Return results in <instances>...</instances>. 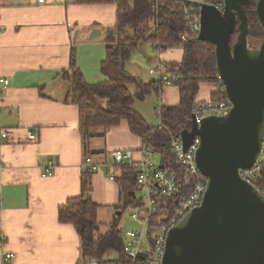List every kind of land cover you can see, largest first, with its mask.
<instances>
[{"label":"crops","instance_id":"1","mask_svg":"<svg viewBox=\"0 0 264 264\" xmlns=\"http://www.w3.org/2000/svg\"><path fill=\"white\" fill-rule=\"evenodd\" d=\"M117 25L116 2L0 0V78L10 80L0 94V124L9 132L0 140V231L7 236L0 248V264H82L81 238L73 224L59 220L58 211L69 198L81 194L86 156L100 164V170L90 173L91 196L99 205V235L108 232L121 207L125 187L119 180L120 168L111 166V154L130 149L140 160L143 139L131 131L127 120L86 128L70 84L61 74L71 69L74 49L85 81L107 80L101 63L107 55L106 38L111 30L117 34ZM135 52L150 63L165 62L164 72L170 76L178 74L183 58L182 46L147 41L139 42ZM135 52L127 69L142 79ZM220 89L218 82L201 83L196 102L208 101ZM156 94L160 105L180 101L174 84ZM133 107L149 125L157 126L147 121L150 115L143 105ZM49 162L52 171L44 176ZM138 189L127 193L142 198L135 195ZM5 251L14 252L15 258L5 262ZM118 257L109 252L105 259Z\"/></svg>","mask_w":264,"mask_h":264},{"label":"water","instance_id":"2","mask_svg":"<svg viewBox=\"0 0 264 264\" xmlns=\"http://www.w3.org/2000/svg\"><path fill=\"white\" fill-rule=\"evenodd\" d=\"M248 1L223 0V9L201 4L198 38L215 46L231 107L200 123L192 114L180 133L184 149L200 138L196 163L208 188L169 230L163 264H264V194L240 173L255 164L264 139V38L255 48L249 44ZM256 12L264 27V0Z\"/></svg>","mask_w":264,"mask_h":264},{"label":"trees","instance_id":"3","mask_svg":"<svg viewBox=\"0 0 264 264\" xmlns=\"http://www.w3.org/2000/svg\"><path fill=\"white\" fill-rule=\"evenodd\" d=\"M81 3L116 2L118 6L117 34L110 31L106 38L107 55L101 63V72L107 80L90 84L85 81L81 70L76 64L75 50L71 53V69L62 70L61 74L70 84L73 101L79 106L81 118L86 128L108 127L127 120L133 133L139 135L143 141H148L160 155L163 167L175 173L180 181L179 192L173 199L167 200L162 208L170 213L178 204L184 201L192 192L194 183L198 180L186 172L185 167L179 165L170 147L171 137L179 135L187 127L194 107L198 104L196 97L203 82H218L221 89L213 91L209 100H224L228 96L223 90L224 85L217 74L215 46L205 40L194 39V33L188 28V19L184 8L177 0H78ZM217 3L223 0H193ZM258 0H249L245 7L248 9L250 31L248 38L262 40L264 27L259 21L256 6ZM154 19L156 28L147 36H123L127 25H138ZM239 24V22L237 23ZM238 28L234 31L231 44L238 36ZM121 34V38L119 35ZM137 35V33H136ZM186 36L187 40H183ZM141 41L157 45L182 46L183 58L179 63V78L173 80L180 92V101L174 105L161 106V120L166 125L159 129L156 125H149L144 117L133 107L136 98L145 99L152 92L157 93L161 88L156 86V80L144 81L127 69V62L136 51ZM79 89V94H76ZM94 98L107 99L101 104ZM202 103V102H200ZM190 126V125H189ZM121 170L119 180L123 181L125 195L121 197V207L105 234L99 235L98 208L99 205L91 196V172L85 171L82 180V192L71 197L58 211L59 220L75 226L82 244V264H89L93 258L99 263L131 262L123 250L124 233L120 226L124 210L128 207L136 208L144 204L142 198L129 195V190L139 187L135 166H116ZM257 187L264 191V165L261 179ZM164 222H167L165 220ZM109 252L119 254L118 259H105ZM133 264H143L142 260Z\"/></svg>","mask_w":264,"mask_h":264},{"label":"built area","instance_id":"4","mask_svg":"<svg viewBox=\"0 0 264 264\" xmlns=\"http://www.w3.org/2000/svg\"><path fill=\"white\" fill-rule=\"evenodd\" d=\"M43 2L44 0H39ZM203 2L213 4L219 9H223V1L211 3L208 1H193V0H177V3L184 8L185 15L188 19V28L195 34L194 39H199L201 29V4ZM183 40H187L186 36H182ZM167 64L163 61L159 62L155 69H151L152 74L158 75L156 86L162 88L173 84V80L179 78L180 75L170 76L164 72ZM10 80L7 77L0 78V94L4 93ZM225 91V88L223 89ZM161 106L158 105V114L160 121L157 124L159 129H165L166 125L161 120ZM231 107L229 98L224 100H208L198 103L193 110L197 121L209 115H223L228 112ZM9 132L0 124V140L7 138ZM37 133L34 132L33 136ZM200 144V138L197 136L194 143L187 149H184L181 135H173L171 137L170 147L176 161L179 165L185 167L186 172L198 180L194 183L193 192L180 204L176 206L171 214L169 209L162 208V205L167 200L173 199L179 192L180 181L167 168L163 167L161 161H156V155L159 153L155 147L148 141H143L141 148L142 157L140 160H135L133 151L130 149H116L112 151L111 166H135L137 175L136 180L138 186L145 190L143 200L144 204L134 208L131 213L132 218L142 225L141 230L131 229L124 232L123 250L131 262H115L114 264H133L134 261L142 260L143 264H163V258L166 250L167 236L169 230L177 225L193 208L199 206L205 192L208 188V179L204 176L196 163V152ZM84 170L88 172H96L100 170V164H97L91 156H86L84 160ZM264 165V139L262 149L255 164L248 169H241L240 173L243 178L251 182L257 187L261 179V170ZM3 163L0 159V168ZM53 162H49L43 172L44 176L51 173ZM114 178V174H111ZM258 188V187H257ZM259 189V188H258ZM263 194L264 191L259 189ZM166 211V218L160 221H155L161 211ZM157 214V217L155 215ZM167 220V222H164ZM123 230V229H122ZM7 241V236L0 231V248H4ZM15 258V253L5 251L4 261L9 262ZM89 264H100L97 258H93Z\"/></svg>","mask_w":264,"mask_h":264},{"label":"rangeland","instance_id":"5","mask_svg":"<svg viewBox=\"0 0 264 264\" xmlns=\"http://www.w3.org/2000/svg\"><path fill=\"white\" fill-rule=\"evenodd\" d=\"M125 28H126V33L124 35H122L123 39L126 37H135V36L137 37L138 35H140V37L141 36L144 37V36H147L148 34H150V32H152L156 28V24H155V20L152 19L146 23L144 22V23L138 24L137 26L136 25H127ZM136 33H137V35H136ZM119 38H121V34L119 35ZM259 42H260V40H258V39H250L249 40V44L253 48L257 47ZM146 48L149 49L148 44H147ZM135 54L136 55L134 57V62H136L138 67H140V75L142 76V79H144L146 81H150L151 78H154L157 80L158 75H154V74L152 75L150 73L149 69H155L158 66V63L157 64L150 63L145 58H143V55H141L142 54L141 52H135ZM130 69H133V67H130ZM132 74H134V73H132ZM78 92H80V90L76 89V94H79ZM91 100H95V101L97 100L101 104H104V103H106L107 99L104 100V99H100V98H94L91 96ZM159 101H160V98H158V95L156 93L152 92L151 94L147 95L145 97V99L136 98L134 101V104L136 103V106L137 105H143L144 108H146L148 110L147 113L150 115L147 117V119H148L147 121L149 123L158 124L160 121L158 110H157L158 105H160ZM156 161L157 162L160 161V158L157 155H156ZM135 193H136L135 195L137 197H142V198H143L144 194H146L145 190H142V189L136 190ZM133 211H134V208H132V207H128L127 209L124 210L123 217H122L123 233L128 231V230H131V229H137V230L142 229V225L132 218L131 213ZM158 215H159L158 217H157V214L155 215V217H157L156 219H154L155 221H160L163 218H166L167 212L163 210L160 212V214L158 213ZM111 264H114V263H111Z\"/></svg>","mask_w":264,"mask_h":264}]
</instances>
